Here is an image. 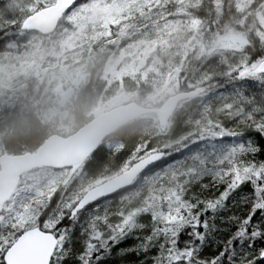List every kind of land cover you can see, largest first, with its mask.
Returning a JSON list of instances; mask_svg holds the SVG:
<instances>
[{
  "label": "trees",
  "instance_id": "obj_1",
  "mask_svg": "<svg viewBox=\"0 0 264 264\" xmlns=\"http://www.w3.org/2000/svg\"><path fill=\"white\" fill-rule=\"evenodd\" d=\"M260 6V0H250L243 9L236 8V0H165L159 10L143 6L111 26V39L96 42L100 44L97 54L86 58L85 81L81 87L70 90L67 99L73 115L70 132L94 116L88 112L96 108L101 112L104 108L105 80L100 75L99 60L109 56L120 39L132 35L138 28L154 31L161 27L164 18L160 13L163 12L167 13L165 19H170V25L180 23L175 46L180 61L169 75L168 87L172 93L196 89L198 94L181 101L165 126L144 116L115 130L109 137L114 139L115 146L99 145L81 166L85 182L83 185L82 181V186L79 184V197L86 187L118 173L154 150L165 152L157 167L139 176L123 193L96 201L94 207L98 205L101 212L131 213L172 190L210 179L206 172L218 167L220 159L238 142V137L225 133L239 130L250 117L264 113V79L252 75L253 68L264 58L261 50L264 25L257 16ZM62 23L60 20L59 26ZM189 29L192 36L184 41ZM21 33L27 32L21 30L20 20L0 27V53L17 54L16 60L25 62L32 49L24 41L26 35L20 36ZM233 41L240 47L233 50ZM24 65L29 66L27 62ZM14 68L21 72L18 82L17 76L7 73L0 89L18 90L25 98L18 105L6 107L5 97L0 96L2 153L32 150L51 133H70L63 130L55 114L47 116L41 104L48 83L46 72L33 64L27 69L18 64ZM132 80L136 88L129 100L145 106L162 102H148L153 84L146 73L136 70ZM245 80H255V86H249ZM68 180L56 181L48 192L44 190L42 200L51 198L55 203L63 198ZM70 182L74 183L73 179ZM46 193L51 196L44 199Z\"/></svg>",
  "mask_w": 264,
  "mask_h": 264
},
{
  "label": "snow or ice",
  "instance_id": "obj_2",
  "mask_svg": "<svg viewBox=\"0 0 264 264\" xmlns=\"http://www.w3.org/2000/svg\"><path fill=\"white\" fill-rule=\"evenodd\" d=\"M225 134L238 142L208 181L135 212L0 197V264H264V113Z\"/></svg>",
  "mask_w": 264,
  "mask_h": 264
},
{
  "label": "rangeland",
  "instance_id": "obj_3",
  "mask_svg": "<svg viewBox=\"0 0 264 264\" xmlns=\"http://www.w3.org/2000/svg\"><path fill=\"white\" fill-rule=\"evenodd\" d=\"M48 1L0 0V27L21 21L27 13ZM163 1L165 0L80 1L64 16L63 23L50 36L42 37L34 32L21 33L20 36L26 35L24 41L27 45H31L32 49L25 62L19 59L17 61V54L0 53V84H4L7 73L17 76L18 82L21 72L14 68V65L18 64L20 68L27 69L30 68V64H33L43 69L48 76V83L43 91L41 104L45 107L47 116L51 113L55 114L63 130L66 133L70 132L73 126V115L69 112L67 99L70 90H75L85 81L86 67L83 68V65L87 61L86 58L97 54L100 44L96 42L111 39V26H115L122 18L133 14L138 8L147 6L153 11L158 7L157 10H159ZM249 1L236 0V8L243 9ZM260 1L261 6L257 16L264 25V0ZM165 15H167L166 12L160 13V16L164 18L161 27L154 31L138 28L132 35L120 39L109 56L99 60L98 67L102 66L100 75L105 80L104 90H106L103 109L129 101L134 96L136 85L133 83L132 75L136 70L143 74L146 73L152 81L153 90L148 96V102L159 103L172 93L168 83L170 73L180 61V53L175 50L180 23L170 25L171 21L169 18L165 19ZM191 36L192 32L189 29L184 41L190 39ZM238 47L240 44L233 41L231 48L234 50ZM261 50L264 52V41ZM235 55L237 58V54ZM26 62L29 66L24 65ZM0 96L5 97L3 105L6 107L12 104L18 105L25 98V94L23 92L20 94L18 90L17 92H5L0 89ZM99 109H93L88 113L92 112L91 114L94 115L99 112ZM145 118L155 120L153 115H146ZM102 145L114 147L115 141L109 138ZM67 174V169L31 171L21 179L15 194L8 203L15 200L18 205L20 203L27 205L42 200L44 190L51 189L56 181H64ZM72 179L74 183L70 182ZM82 181L84 185V173L82 168H79L69 178L62 192L63 199L67 201L78 198L79 184L82 186ZM49 196L51 193H46L44 199Z\"/></svg>",
  "mask_w": 264,
  "mask_h": 264
},
{
  "label": "water",
  "instance_id": "obj_4",
  "mask_svg": "<svg viewBox=\"0 0 264 264\" xmlns=\"http://www.w3.org/2000/svg\"><path fill=\"white\" fill-rule=\"evenodd\" d=\"M78 1L54 0L52 4L27 15L21 21L20 27L27 31L34 30L47 35L54 31L58 20ZM262 69H264V59L253 69V73H259ZM196 94L197 90L175 92L167 96L158 107H146L134 101L122 103L99 113L67 136L50 134L32 151L0 154V197L10 199L15 192L19 178L33 169L70 168V176L97 145L116 128L149 113H154L159 125L165 126L177 104ZM163 157L164 152L162 151L150 152L118 174L90 187L79 199L96 201L99 198L121 193L138 175L154 168Z\"/></svg>",
  "mask_w": 264,
  "mask_h": 264
}]
</instances>
